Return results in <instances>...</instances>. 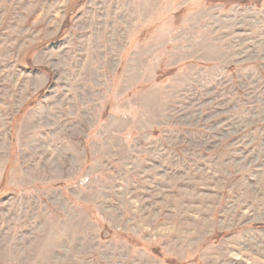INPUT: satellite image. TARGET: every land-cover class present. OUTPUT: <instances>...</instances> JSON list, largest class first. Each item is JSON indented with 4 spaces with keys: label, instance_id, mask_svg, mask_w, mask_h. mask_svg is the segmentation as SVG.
<instances>
[{
    "label": "rangeland",
    "instance_id": "374dc122",
    "mask_svg": "<svg viewBox=\"0 0 264 264\" xmlns=\"http://www.w3.org/2000/svg\"><path fill=\"white\" fill-rule=\"evenodd\" d=\"M225 1L0 0V264H264V0Z\"/></svg>",
    "mask_w": 264,
    "mask_h": 264
},
{
    "label": "trees",
    "instance_id": "16d2710c",
    "mask_svg": "<svg viewBox=\"0 0 264 264\" xmlns=\"http://www.w3.org/2000/svg\"><path fill=\"white\" fill-rule=\"evenodd\" d=\"M207 4H216L218 2L221 3H227L225 0H206ZM233 4H238V5H258L260 4L261 0H230ZM173 70L166 71L165 75H170L172 74ZM257 227V226H256ZM264 228V227H263ZM150 251L152 252L153 255L159 256V251L158 249L151 248ZM168 264H176L175 261L173 260H166Z\"/></svg>",
    "mask_w": 264,
    "mask_h": 264
}]
</instances>
